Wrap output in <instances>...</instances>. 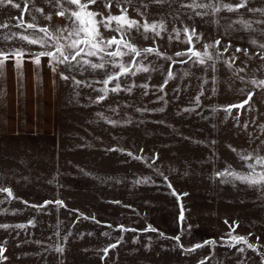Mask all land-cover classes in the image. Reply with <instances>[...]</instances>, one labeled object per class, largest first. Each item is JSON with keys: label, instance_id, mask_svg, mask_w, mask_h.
Masks as SVG:
<instances>
[{"label": "rangeland", "instance_id": "obj_1", "mask_svg": "<svg viewBox=\"0 0 264 264\" xmlns=\"http://www.w3.org/2000/svg\"><path fill=\"white\" fill-rule=\"evenodd\" d=\"M192 2L132 0L122 4L130 19L164 22L167 30L154 39L173 60L187 59L174 55L188 47L181 43L185 27L194 28L200 36L198 43L193 40L197 50L203 51L204 44L216 40L221 41V52L223 45L230 42L232 46L215 62L214 70L191 61L172 65V61L149 56L157 70L121 77L120 81L122 88L133 81L147 83V95L145 89L135 87L131 93L109 92L106 99L95 103L101 95L95 89L102 84L77 87L60 74L91 82L103 80V71L70 72L57 65L54 73L48 58H41L55 84L53 123L40 132L0 135V186L13 193V198H7V193L0 192V224L28 225L31 220L34 226L0 228V247L5 249L0 264H199L206 257L205 264H262L264 190L239 181L221 182L224 178L216 174L226 169L247 173V163L253 161L246 163L241 154L264 156V88L251 83L264 80V60L259 55L264 54L259 47L264 44V13L247 10L264 9V0H248L238 11L216 13L182 7ZM221 2L236 4L239 0ZM105 3L107 0H96L89 10L105 16L109 11L120 14L116 0L110 9ZM57 11L49 0L0 3V26L7 25L0 27V50H42L39 45L4 37L24 31L16 27L22 14L25 22H33L34 16L39 27L62 28L69 21L57 16ZM205 11L207 15L196 14ZM47 15L52 19L47 20ZM241 20L251 22V29L243 28L238 23ZM174 29L180 30V40L175 39ZM100 31L106 38L115 34L104 28ZM148 35L152 37V33ZM132 37L138 47L153 46V38L145 40L135 31ZM237 47L247 49V54L235 52ZM233 55L237 58L231 62ZM224 61L231 62V67ZM170 65L174 77L158 91ZM249 92L253 93L249 104L233 108L230 114L225 111L248 99ZM108 120L120 123L112 125ZM128 152L143 159H134ZM145 177L151 182L134 183ZM57 199L65 207L54 203L42 210L31 207ZM118 225L137 230L151 225L157 231L121 232ZM232 228L233 235L246 237L257 251L245 244L222 246L221 238L227 240ZM177 235L185 249L208 240L217 243L185 252L172 239ZM121 236L118 246L101 259V250ZM57 245L63 247V253L55 251ZM241 247L245 249L242 253L237 250Z\"/></svg>", "mask_w": 264, "mask_h": 264}, {"label": "snow or ice", "instance_id": "obj_2", "mask_svg": "<svg viewBox=\"0 0 264 264\" xmlns=\"http://www.w3.org/2000/svg\"><path fill=\"white\" fill-rule=\"evenodd\" d=\"M12 3V0H0V3ZM132 0H116L117 7L120 9L119 15H113L109 11L108 15H103L89 10V5L95 4L96 0H49V3H54V6L58 8L56 12L57 16L65 17L69 21L64 27H55L51 28L48 26L39 27L35 23V17H32L33 22H25L23 19V14L18 18V23L16 27L23 29L22 33H12L11 36H5V40H10L13 38H18L19 40L25 41L29 45H39L42 50L37 52H29L27 49L19 48L10 50L9 52H4L0 50V77L3 75L4 67L6 62L10 59L14 63V67L17 70L18 74L22 75V67L24 64V57L30 56L31 62L37 67L40 66L41 58L47 57L49 67L55 73L57 65H64L70 72H84L92 71L96 72L101 70L105 73V78L99 81H82L77 80L75 75L66 76L63 73L60 74L61 79L68 81L71 79L72 83L77 87L83 85L84 87L91 88L94 83H100L103 87L95 89L101 93L97 96L95 103H100L107 98L109 92L119 93L121 91H126L131 93L133 88L141 87L145 89L144 94L147 95L148 84L136 85L133 81L131 84L126 85L122 88L121 86V77H134L137 73H147L150 71L157 70V65H154L151 61L148 60V57L155 55L159 58L172 61V65L176 63L186 64L192 62L194 65L207 66L215 69V62L220 60L221 56L224 53H227L232 47L229 42L226 45H223V52L220 51L221 41L216 40L213 43H206L203 45V51L197 50L193 43V40L198 43L200 36L196 33L194 28L189 29L185 27L183 33L185 39L181 43L187 44L188 47L184 51H176L174 55L176 57H187V59H180L179 61L173 60L172 56L167 55L165 52H162L158 45H156L155 37H161V34L165 32L166 26L163 21L159 22H147L141 23L138 20L130 19L128 16L127 7H123L122 4H131ZM27 3V0H25ZM65 4L72 7H65ZM248 4V0H239L236 4L222 3L221 0H193L191 4L182 5V7H189L192 9H211L213 13L219 12L221 10H227L229 12L238 11L241 8H245ZM16 8H20V4L13 5ZM112 6V0H107L104 7L110 9ZM146 7V6H145ZM37 11L43 12L42 9H36ZM249 12H261L264 13V9L259 8H248ZM24 11H27L25 8ZM138 14L143 15L142 12L137 9ZM197 15L203 16L207 15L205 12H197ZM100 17L97 19V17ZM47 20H51L52 16L47 15L45 17ZM264 23V21H261ZM238 23L242 25L245 29H251V22L241 20ZM0 27H7L3 25ZM101 28H104L106 31L115 33L111 37L106 38L100 31ZM28 30H32L29 32ZM135 31L143 36L145 40L153 38V46L150 47H138L134 42L132 33ZM176 35L175 39L180 40V30L174 29ZM152 33V37L148 34ZM42 34V35H41ZM173 37L170 35L169 40L171 41ZM256 42L253 41V44ZM259 47L264 49V44H260ZM210 49H215V52L210 51ZM245 52L247 54V49H240L237 47L235 52ZM260 59L264 60V54H259ZM125 57H128V60H125ZM92 58H95L93 60ZM237 57L233 55L230 60L234 62ZM147 62V63H146ZM211 62V63H209ZM228 67H231V62L224 61ZM243 71V69H240ZM174 77L172 71V66L170 65L167 71V76L164 80V83L159 86L158 91H163L164 87L167 85L168 81ZM243 80V77H240ZM115 81L113 87L109 88L108 85ZM252 84L256 85L259 88H264V80H252ZM243 91V89H241ZM202 94V93H201ZM253 93H248V99L244 100L240 104L229 105L225 108V111L229 114L233 108H243L245 105L249 104ZM158 99H162L159 97ZM199 96L196 97V104L199 105ZM115 111V109H113ZM137 111H142V109H137ZM146 111V110H145ZM163 111V109H160ZM184 111H194V109H184ZM108 123L116 125L120 123L119 121L108 120ZM128 123H131L129 121ZM247 127V125H245ZM110 151H123L122 149H109ZM235 151V149H233ZM142 151V150H141ZM128 156H133L131 152L127 153ZM134 159L142 160L140 156H133ZM158 158V155L157 157ZM240 158L245 161H253L252 163H247L248 172L239 173L231 169H226L224 171L217 172L218 177H223L224 179L221 182H232L239 181L247 186L259 187L261 190H264V156L259 154H241ZM155 162V160H153ZM259 169V170H258ZM162 175V174H161ZM167 180V177H164ZM151 182L149 177H145L139 180L134 181L137 184H147ZM171 188V184L168 185ZM0 192L7 193V198H13V193L11 189L0 186ZM175 194V193H174ZM3 203V201H0ZM27 204V202H24ZM55 204L57 207H65L62 200L55 201H45L40 205H31V207L42 210L47 207L48 204ZM114 203H120L116 201ZM88 219V217H84ZM95 220V217H92ZM181 221L184 219L183 209L181 210L180 215ZM227 223V221H225ZM27 226H34L33 221H29L28 225L25 224H0V228L7 229L9 227H15L19 229H24ZM108 227H112L108 225ZM117 230L121 232L127 231H157L151 225H148L147 228L143 230L129 229L124 225H118ZM235 231V228H232L231 231L227 233L228 239H222V246L235 247L237 244H245L248 249L257 251V246L249 243L248 239L244 236L233 235L232 232ZM91 235V233H89ZM107 236L108 233H103ZM163 236V233H160ZM122 236L117 239V243L110 244L108 247L102 249L103 256L101 259L107 257L108 252L111 249H115L118 246ZM177 242V246L180 247L185 252H193L198 248L203 247L204 245H211L212 247L216 246L215 240L204 241L203 244L198 243L192 246L191 248L185 249L182 244H180V236L177 235L173 237ZM258 239V238H257ZM39 243V242H38ZM133 243H136V240H133ZM239 252H244L243 247L237 249ZM5 251L4 248L0 247V255ZM55 251L63 253V247L57 245ZM201 260L199 264H205V260ZM264 264V261H262Z\"/></svg>", "mask_w": 264, "mask_h": 264}, {"label": "crops", "instance_id": "obj_3", "mask_svg": "<svg viewBox=\"0 0 264 264\" xmlns=\"http://www.w3.org/2000/svg\"><path fill=\"white\" fill-rule=\"evenodd\" d=\"M41 60L37 67L24 58L22 75L10 59L0 77V135L45 130L53 123L55 84Z\"/></svg>", "mask_w": 264, "mask_h": 264}]
</instances>
